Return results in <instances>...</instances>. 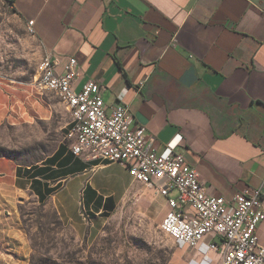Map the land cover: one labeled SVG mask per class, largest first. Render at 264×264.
I'll return each instance as SVG.
<instances>
[{
	"label": "crops",
	"instance_id": "1",
	"mask_svg": "<svg viewBox=\"0 0 264 264\" xmlns=\"http://www.w3.org/2000/svg\"><path fill=\"white\" fill-rule=\"evenodd\" d=\"M7 1L27 29L34 21L32 37L43 56L60 58L59 73L75 58L76 89L94 81L107 107L127 105L131 127L155 137L158 154H182L210 195L260 190L264 199V0ZM5 92L0 124L9 107L28 114L14 95L6 103ZM71 148L60 145L34 164L0 157V264H30L24 201L55 210L83 243L121 211L161 225L168 201L155 186ZM256 235L264 244V221ZM220 240L177 246L171 264H218L209 245Z\"/></svg>",
	"mask_w": 264,
	"mask_h": 264
},
{
	"label": "built area",
	"instance_id": "2",
	"mask_svg": "<svg viewBox=\"0 0 264 264\" xmlns=\"http://www.w3.org/2000/svg\"><path fill=\"white\" fill-rule=\"evenodd\" d=\"M34 21L29 22L28 31ZM61 60L45 55L38 66L36 88L55 93L72 118L67 138L76 156L93 157L120 163L143 185L155 186L166 197L168 213L160 228L179 247H200L210 235L220 238L209 249L218 252V264H264V244L256 235L264 221V199L260 190L245 191L231 198L208 193L199 175L182 154L167 149L154 150L156 139L147 136L143 127H131L129 107L117 104L107 107L101 87L94 81L76 89L77 60L68 58L64 72Z\"/></svg>",
	"mask_w": 264,
	"mask_h": 264
},
{
	"label": "rangeland",
	"instance_id": "3",
	"mask_svg": "<svg viewBox=\"0 0 264 264\" xmlns=\"http://www.w3.org/2000/svg\"><path fill=\"white\" fill-rule=\"evenodd\" d=\"M43 57L40 45L9 2L0 0V88L6 91V103V96L14 95L28 113L20 117L18 106L13 110L9 107L8 119L0 124V155L21 164L40 162L60 145L71 144L67 136L72 118L66 106L55 93L35 85ZM32 89L33 97L29 96ZM9 102L13 106L15 99L10 96ZM33 109L39 114L32 118ZM19 214L29 242L25 255L30 264L33 257L38 261L51 258L62 264H171L178 246L162 232L160 224L129 211L113 217L91 243L79 241L71 229L58 225L50 207L24 201L19 205Z\"/></svg>",
	"mask_w": 264,
	"mask_h": 264
},
{
	"label": "trees",
	"instance_id": "4",
	"mask_svg": "<svg viewBox=\"0 0 264 264\" xmlns=\"http://www.w3.org/2000/svg\"><path fill=\"white\" fill-rule=\"evenodd\" d=\"M0 157H8L10 158L9 156L7 155H0ZM41 207H45V205H40ZM54 211V217H55V220H56V223L60 226H63V223L61 222L57 212L55 210ZM31 264H62L60 263L58 260H55V259H51V258H42L40 259L39 261L36 260L35 257L32 258L31 260Z\"/></svg>",
	"mask_w": 264,
	"mask_h": 264
},
{
	"label": "water",
	"instance_id": "5",
	"mask_svg": "<svg viewBox=\"0 0 264 264\" xmlns=\"http://www.w3.org/2000/svg\"><path fill=\"white\" fill-rule=\"evenodd\" d=\"M220 242H221V240H220Z\"/></svg>",
	"mask_w": 264,
	"mask_h": 264
}]
</instances>
